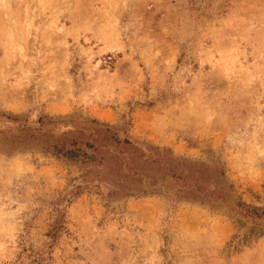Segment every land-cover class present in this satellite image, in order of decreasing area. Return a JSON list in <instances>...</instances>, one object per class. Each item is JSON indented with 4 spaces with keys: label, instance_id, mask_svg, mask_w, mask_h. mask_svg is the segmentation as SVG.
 Wrapping results in <instances>:
<instances>
[{
    "label": "rangeland",
    "instance_id": "1",
    "mask_svg": "<svg viewBox=\"0 0 264 264\" xmlns=\"http://www.w3.org/2000/svg\"><path fill=\"white\" fill-rule=\"evenodd\" d=\"M0 264H264V0H0Z\"/></svg>",
    "mask_w": 264,
    "mask_h": 264
},
{
    "label": "trees",
    "instance_id": "2",
    "mask_svg": "<svg viewBox=\"0 0 264 264\" xmlns=\"http://www.w3.org/2000/svg\"><path fill=\"white\" fill-rule=\"evenodd\" d=\"M169 154H172L170 152V150H167V153L163 154V157L164 155H168ZM157 157H160V154H156ZM167 159L164 160V165L165 166H174L175 164V160L172 159V158H169V157H166ZM152 164L156 163V164H159L158 161H154V162H151ZM168 168V167H166ZM177 173H173L171 175V179H174V180H177V181H181L183 183V192H182V195L181 197L182 198H187V199H190V200H193V202H204L206 199H212V201H215V200H219V201H222V197L220 196V194H216L213 196V191L212 192H209L207 189H200V187L198 185L195 184V182L197 181V178L195 177H187V176H183V172L182 171H176ZM223 176V174H221ZM194 183V184H193ZM180 197V198H181Z\"/></svg>",
    "mask_w": 264,
    "mask_h": 264
}]
</instances>
